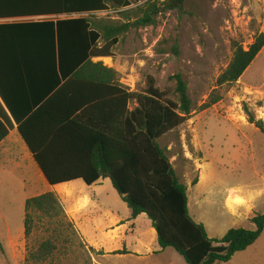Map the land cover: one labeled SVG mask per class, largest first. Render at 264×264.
<instances>
[{"label": "trees", "instance_id": "1", "mask_svg": "<svg viewBox=\"0 0 264 264\" xmlns=\"http://www.w3.org/2000/svg\"><path fill=\"white\" fill-rule=\"evenodd\" d=\"M138 1L0 0V19L67 17L0 25V140L15 122L51 186L109 179L132 220L150 218L161 249L173 248L187 264L228 263L261 237L264 214L252 218L255 230L231 229L220 239L210 238L190 215L188 187L159 142L196 110L184 75L170 78L177 98L171 100L152 78L143 92H134L114 68L94 61L112 58L132 29L156 26L160 14L181 12L188 0H147L131 8ZM111 9L120 20L99 17ZM263 48L264 34L248 50L233 41L232 59L217 85L238 82ZM172 51L179 55L177 40ZM220 101L212 95L200 111ZM246 113L264 134V121L248 108ZM24 236L25 264L48 263L62 246L71 248L82 238L54 191L26 200Z\"/></svg>", "mask_w": 264, "mask_h": 264}, {"label": "rangeland", "instance_id": "2", "mask_svg": "<svg viewBox=\"0 0 264 264\" xmlns=\"http://www.w3.org/2000/svg\"><path fill=\"white\" fill-rule=\"evenodd\" d=\"M146 1L139 0L131 8ZM99 17L120 20L113 9L99 13ZM260 34H264V0H188L181 12L160 14L156 26L132 29L120 39L112 58L95 59L114 68L131 91L143 92L147 79L152 78L155 87L171 100L177 98L170 78L178 72L184 75L196 110L190 120L159 142L188 187L190 215L204 224L212 239L222 238L231 229L255 230L252 219L232 215L226 198L235 187L264 189V134L248 122L246 113L248 108L257 120L264 121V48L238 82L219 87L217 80L232 59V42L248 50ZM176 40L179 55L172 51ZM212 95H219L221 101L200 111ZM202 163L207 167L206 176L194 185L199 179L198 164ZM35 175V186L23 189V180L0 166V264H25V202L51 189L39 172ZM102 193L101 198L122 217H131L130 208L110 180H106ZM256 210H264V198L259 199ZM257 214L261 213L254 216ZM133 223L128 244L140 240L158 246L157 233L152 232V221L146 214ZM79 241L86 245L82 238ZM78 244L62 246L45 264H103L88 245L81 248ZM255 261L252 257L251 261L235 259L228 263ZM142 264L187 262L169 248Z\"/></svg>", "mask_w": 264, "mask_h": 264}, {"label": "crops", "instance_id": "3", "mask_svg": "<svg viewBox=\"0 0 264 264\" xmlns=\"http://www.w3.org/2000/svg\"><path fill=\"white\" fill-rule=\"evenodd\" d=\"M65 18L67 17L33 16L23 18H7L0 19V25ZM21 48L22 46H18L16 49L20 50ZM97 59L104 60V58ZM1 121L8 129L7 124L4 123L3 120ZM1 129H3V127H1ZM198 165V184H200L206 176L205 172L207 171V167L204 163ZM0 166H2L3 169H7L8 171L16 174L19 179L23 180V189L35 186L37 182L32 181L35 179V173L39 172L43 177L34 157L18 132L17 124L15 122L14 128L11 130L8 129L7 136L0 140ZM106 180H101L92 186H88L86 183H83V185L77 183L82 180L58 186L49 185L51 189L48 191H54L59 195L66 213L74 221L76 229L82 237V240L89 248L99 254L103 264H142L146 263L151 256L164 253L167 249H169L167 248L162 250L161 248H158L159 244L157 247H154L152 243L148 244L140 240H133L128 244L126 239L128 238V234H133V228L135 227V223L133 222L137 219L132 220L130 216L127 218L122 217L119 212H116L117 210L114 209L112 204L101 198ZM40 194H37V196ZM261 198H264L263 188L255 190H250L248 188V190H244L241 187H235L230 190L226 198V202L232 211V215L236 217V219L251 220L256 212L264 214V210H256L257 205H259V199ZM127 224H130V226L127 227ZM254 229H256V226ZM152 232H156L153 224ZM120 251H126V254H118ZM252 257L256 259L255 264H264V232L261 237L247 250L236 253L229 263L235 259H248L251 261Z\"/></svg>", "mask_w": 264, "mask_h": 264}, {"label": "water", "instance_id": "4", "mask_svg": "<svg viewBox=\"0 0 264 264\" xmlns=\"http://www.w3.org/2000/svg\"><path fill=\"white\" fill-rule=\"evenodd\" d=\"M25 142V141H24ZM36 162V161H35ZM36 164H37V166H38V168H39V170L41 171V173H42V175H43V177L45 178V180L48 182V180H47V178H46V176H45V174H44V172L42 171V169H41V167L38 165V163L36 162ZM48 184H49V182H48ZM50 185V184H49Z\"/></svg>", "mask_w": 264, "mask_h": 264}, {"label": "built area", "instance_id": "5", "mask_svg": "<svg viewBox=\"0 0 264 264\" xmlns=\"http://www.w3.org/2000/svg\"><path fill=\"white\" fill-rule=\"evenodd\" d=\"M161 2L165 1V0H160Z\"/></svg>", "mask_w": 264, "mask_h": 264}, {"label": "bare ground", "instance_id": "6", "mask_svg": "<svg viewBox=\"0 0 264 264\" xmlns=\"http://www.w3.org/2000/svg\"><path fill=\"white\" fill-rule=\"evenodd\" d=\"M235 200V199H234ZM241 202V201H240ZM229 204V203H228ZM232 206V205H231Z\"/></svg>", "mask_w": 264, "mask_h": 264}]
</instances>
